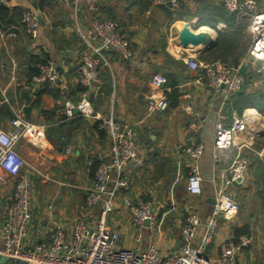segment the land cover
<instances>
[{
    "label": "crops",
    "instance_id": "crops-1",
    "mask_svg": "<svg viewBox=\"0 0 264 264\" xmlns=\"http://www.w3.org/2000/svg\"><path fill=\"white\" fill-rule=\"evenodd\" d=\"M224 1L178 0L179 8L172 9L158 3L159 0H99L100 17L117 21L134 51L130 60L115 51H105L103 56L108 64L97 56L101 84L89 94L97 114L113 117L135 129L145 160L144 166L131 175V190L117 197V209L108 218L113 235L125 248L135 249L137 233L131 225L130 211L124 206V197L134 202L152 201L158 206L153 241L165 255L179 250L184 206L191 204L203 222L195 242L198 245L204 225L214 211L215 184L228 172L241 148L249 160V168L245 180L231 188L240 212L231 222L220 218L219 233L208 255L216 257L221 244L233 240L241 230L251 235L253 243L238 264L264 262V114L250 106L253 92L264 90V73L263 77L258 75L254 86L246 88L244 96L226 100L224 91L209 88L201 71L190 69L185 57L193 51L178 41L185 27L197 34L201 28H208L205 32L208 39L219 41L210 51L196 56L199 62H206L203 56L215 57L213 52L221 40L219 32L231 34L234 31L229 27H234L237 32L243 31L246 56L252 45L249 18L229 13ZM24 10L34 11L39 17L36 39L24 31L15 39L10 36L19 27ZM221 10L235 16L237 22L230 26L222 20ZM94 18L86 5L74 8L59 0L0 2V129H10L11 120L19 115L32 125L38 142L27 135L17 147L27 162L24 174L32 185L34 244L45 242L53 228L69 225L84 213L85 189L92 185L98 166L110 158V140L98 123L81 117L68 121L65 113L66 101L80 100L81 61L91 47L101 46V39L89 34ZM241 52L242 49L235 51L234 57L238 58ZM47 59L61 71L66 90L60 83L33 82L35 66ZM247 66L248 76L252 68ZM256 66L262 69L264 62H257ZM157 76L164 77L166 82L156 86ZM150 97H165L169 109L150 114L146 107ZM233 111L240 116L250 114L253 121L237 138L236 147L217 152L216 126L229 127ZM200 144L205 146L201 159L202 194L193 196L187 191L189 160L185 149ZM15 185L16 179H8L0 187V211L5 201L13 197ZM242 197L247 206L243 205ZM100 208L90 217L98 214ZM1 223L0 214V226ZM148 238L141 242L142 250L148 246Z\"/></svg>",
    "mask_w": 264,
    "mask_h": 264
},
{
    "label": "built area",
    "instance_id": "built-area-1",
    "mask_svg": "<svg viewBox=\"0 0 264 264\" xmlns=\"http://www.w3.org/2000/svg\"><path fill=\"white\" fill-rule=\"evenodd\" d=\"M74 8L86 5L95 18L91 23L89 34L101 39V46L91 47L79 66V85L85 90L80 100L75 103L65 102V113L68 121L81 117L97 122L98 127L110 140L109 161L102 162L96 169L92 185L85 189L84 213L69 222L66 226L53 228L45 242L36 243L31 236L32 185L24 174L27 167L25 159L17 152L20 141L30 135L36 142V134L32 125L21 116L16 115L10 122V129H0V187L8 179H16L15 192L12 198L5 201L0 211V238L2 246L0 257H6L9 262L24 261L27 264H238L243 252L249 249L253 238L242 235L239 238L221 244L216 257L208 255V249L217 237L220 228V218L227 222L233 221L240 212V205L235 199L231 188L245 180L249 168V160L240 148L234 163L228 172L215 184V207L212 215L205 223L202 237L195 245L202 218L191 204L184 206L185 220L180 229V248L175 253L163 254L153 241V226L158 223V206L152 201L134 202L124 197V206L131 214V225L137 231L135 249L125 248L113 235L108 225V218L114 214L117 207V197L126 195L132 187V173L145 164L140 154L135 129L130 125L116 122L113 117L104 118L97 114L90 102V92L99 89L101 81V65L97 59L105 61L103 52L115 51L125 60L134 58V51L129 38L121 31L120 24L115 20L100 17L99 0H59ZM2 4L6 0H0ZM262 2V7H260ZM160 4L172 9L179 8L178 0H159ZM224 6L229 13L248 16V31L252 45L239 66H232L220 60L199 62L196 55L189 54L185 61L192 71H201L209 88L223 92L229 100L244 92L246 76L241 73L243 65H250L257 73H264L256 66L264 62V0H225ZM10 34L15 39L21 31L32 39L39 35L40 20L31 10L21 14L19 27ZM38 74L33 76L34 83L59 84L63 90L67 85L62 81L61 71L50 60L38 63ZM166 80L162 76L154 79V84L160 86ZM147 110L152 113H164L170 103L165 97H150ZM78 111V114L75 112ZM252 118L249 115L240 116L233 111L232 124L227 127L216 126L214 137L215 151H228L237 146V138L248 128ZM257 134V133H256ZM189 160V175L187 191L193 196L202 194L201 159L205 146L200 144L185 149ZM11 162V167L9 163ZM100 208L98 214L91 213ZM164 209V206H161ZM175 211L176 208L172 207ZM149 222V226L145 223ZM149 230L148 246L141 248L143 231Z\"/></svg>",
    "mask_w": 264,
    "mask_h": 264
},
{
    "label": "trees",
    "instance_id": "trees-1",
    "mask_svg": "<svg viewBox=\"0 0 264 264\" xmlns=\"http://www.w3.org/2000/svg\"><path fill=\"white\" fill-rule=\"evenodd\" d=\"M4 11L6 12V9H4ZM220 14H221L222 20H224L228 24H231L230 26H232L233 24H235L237 22L236 17L233 15L230 16L228 13L225 12V10H221ZM229 28L233 29L234 32H232L231 34H224V33L219 32V36H220L221 40L219 42V45L217 46V48L213 52L215 54L214 59H207L206 56H203L202 59L204 61L212 62V60H214V61L220 60L222 62H225L229 65L236 66V67L241 64V61H242L243 57H245V54H246L245 50H244L245 42H244V39L242 37V36H244L242 33L243 31L240 30L239 32H237L236 29H234V27H229ZM239 49H242V52L238 58H235L234 57L235 51L237 52V50H239ZM44 61H42V62H44ZM36 74H38L37 69H36ZM258 75H261V77H263V73L257 74V72H254L252 70H251V72H249L248 76H246V84H245L244 91H246V88L251 86L252 84L254 86V83L258 80ZM261 82L263 83V81H261ZM83 91H85V90L82 88V92ZM244 93L245 92L242 93L243 96H244ZM250 104H251L250 105L251 108H255L264 114V90L254 91L253 92V99H252V102ZM242 235L251 236L247 233L242 232L241 230H238L236 232V236L234 239L239 238Z\"/></svg>",
    "mask_w": 264,
    "mask_h": 264
},
{
    "label": "water",
    "instance_id": "water-1",
    "mask_svg": "<svg viewBox=\"0 0 264 264\" xmlns=\"http://www.w3.org/2000/svg\"><path fill=\"white\" fill-rule=\"evenodd\" d=\"M178 41L181 46H183L184 48L191 49L193 51V54L197 56V55H203L206 52L213 49L214 47H216V44L218 43L219 39L216 38L215 41H210L205 32H201L197 34L193 32L189 27H185V29L181 31ZM200 46H202V48L198 49ZM247 70H248L247 65H243L241 67V73L244 76H247ZM75 113L78 114V111H76ZM214 204H215V201H214ZM145 224L149 226L148 221ZM8 263L9 261L6 257H0V264H8ZM14 263L15 264H27L24 261H15ZM260 264H264V262Z\"/></svg>",
    "mask_w": 264,
    "mask_h": 264
},
{
    "label": "rangeland",
    "instance_id": "rangeland-1",
    "mask_svg": "<svg viewBox=\"0 0 264 264\" xmlns=\"http://www.w3.org/2000/svg\"><path fill=\"white\" fill-rule=\"evenodd\" d=\"M241 201H242L243 205H244V202L247 203L246 199L243 198V197L241 198ZM244 206H247V205H244ZM136 233H137V231H136ZM149 235H150V231H149V230H144V231H143L144 241L147 240V237H149ZM8 264H12V263L9 262ZM13 264H15V263H13Z\"/></svg>",
    "mask_w": 264,
    "mask_h": 264
},
{
    "label": "bare ground",
    "instance_id": "bare-ground-1",
    "mask_svg": "<svg viewBox=\"0 0 264 264\" xmlns=\"http://www.w3.org/2000/svg\"><path fill=\"white\" fill-rule=\"evenodd\" d=\"M198 32H200V33H201V32H208V28H206V27H205V28H201V30L198 31ZM249 115H250V114H249ZM254 115H255V114H254ZM252 119H253V117H252Z\"/></svg>",
    "mask_w": 264,
    "mask_h": 264
},
{
    "label": "clouds",
    "instance_id": "clouds-1",
    "mask_svg": "<svg viewBox=\"0 0 264 264\" xmlns=\"http://www.w3.org/2000/svg\"><path fill=\"white\" fill-rule=\"evenodd\" d=\"M9 167H11V162L9 163V165H8Z\"/></svg>",
    "mask_w": 264,
    "mask_h": 264
}]
</instances>
